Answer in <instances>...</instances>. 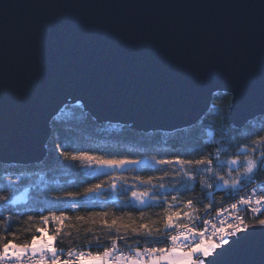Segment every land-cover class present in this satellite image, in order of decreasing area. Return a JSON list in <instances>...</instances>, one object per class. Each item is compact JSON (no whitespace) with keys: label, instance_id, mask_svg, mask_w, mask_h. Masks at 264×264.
<instances>
[{"label":"snow or ice","instance_id":"1","mask_svg":"<svg viewBox=\"0 0 264 264\" xmlns=\"http://www.w3.org/2000/svg\"><path fill=\"white\" fill-rule=\"evenodd\" d=\"M194 88L195 115L172 128L175 150L150 160L77 146V137L102 131L101 121H108L87 94L67 91L46 104L43 129L17 133L30 137L44 158H0V264H253L257 245L264 264V189L256 188L264 173V127L238 136L234 115L239 109L264 118V73L258 107L239 75L223 83L205 76ZM122 122L136 131L134 121ZM7 127L6 121L5 142ZM201 133L212 150L199 148ZM77 167L97 182L61 190L56 173ZM145 167L158 174H137L129 183L124 173ZM217 190L232 202L216 200Z\"/></svg>","mask_w":264,"mask_h":264},{"label":"water","instance_id":"2","mask_svg":"<svg viewBox=\"0 0 264 264\" xmlns=\"http://www.w3.org/2000/svg\"><path fill=\"white\" fill-rule=\"evenodd\" d=\"M262 73L264 0H0V158L43 159L17 133L42 130L67 91L101 123L172 132L195 115L196 81L239 75L258 107ZM234 115L237 128L256 118ZM250 258L260 264L259 245Z\"/></svg>","mask_w":264,"mask_h":264},{"label":"trees","instance_id":"3","mask_svg":"<svg viewBox=\"0 0 264 264\" xmlns=\"http://www.w3.org/2000/svg\"><path fill=\"white\" fill-rule=\"evenodd\" d=\"M215 103H220L216 101ZM211 107V105H210ZM214 118L209 117L207 122H212ZM216 127L215 131L219 133L221 131L219 121H215ZM102 131L96 129H89L80 137L76 138L77 146H82L85 148L92 149H102L104 152L109 154H119L128 155L132 158L150 160L151 157L157 156L167 152L169 149L175 150L173 145L175 144V135L172 132H162V131H150V132H137L131 129L123 128L122 124L113 123H101ZM264 127V118L256 117L255 119L247 122L242 128L236 129V134L238 136H245L249 134L253 128ZM155 132V138H152L147 133L151 134ZM219 138V137H218ZM207 135L204 133L200 134V140L198 141L199 148L204 151H210L213 149L214 145L206 143ZM243 143V141H240ZM178 147V145H177ZM4 165L0 163V171L3 170ZM23 168V166H21ZM46 171V169H45ZM151 175L158 174L154 173L150 167H145L143 169H137L136 171H127L124 173L126 177L129 178V183H131V177L135 175ZM55 179L59 181L58 186H63L61 190L75 191L82 189L88 182H97L96 176H91L88 174V170L84 168H73L68 172H58L56 173ZM36 179V177H33ZM264 179V173L257 174V181ZM4 188L3 184H0V190ZM199 188L197 187V192ZM224 197V193L217 190L214 198L216 200H221ZM113 198V194L109 193V200ZM224 197V201L227 200ZM120 201H117L119 205ZM108 207L111 209V203ZM159 209L154 208L152 211L156 212ZM80 215L85 214V210L81 209ZM81 228L80 235L83 234V225H78ZM75 235V232H74Z\"/></svg>","mask_w":264,"mask_h":264},{"label":"built area","instance_id":"4","mask_svg":"<svg viewBox=\"0 0 264 264\" xmlns=\"http://www.w3.org/2000/svg\"><path fill=\"white\" fill-rule=\"evenodd\" d=\"M261 181H264V179L261 180ZM256 188H257L258 191L261 190V189H264V184H262V183H260V182L258 181L257 184H256ZM241 195H247V193L244 192V193H241ZM231 202H232V201H231L230 199H227V200L224 201V203H225L226 205L229 204V203H231ZM240 214H241V215H245L246 213L241 212Z\"/></svg>","mask_w":264,"mask_h":264}]
</instances>
